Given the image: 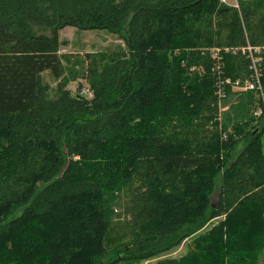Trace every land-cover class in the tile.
I'll return each instance as SVG.
<instances>
[{"label": "trees", "instance_id": "obj_1", "mask_svg": "<svg viewBox=\"0 0 264 264\" xmlns=\"http://www.w3.org/2000/svg\"><path fill=\"white\" fill-rule=\"evenodd\" d=\"M235 2L0 0V264H264V0ZM64 28L124 42L89 99L46 98Z\"/></svg>", "mask_w": 264, "mask_h": 264}, {"label": "rangeland", "instance_id": "obj_2", "mask_svg": "<svg viewBox=\"0 0 264 264\" xmlns=\"http://www.w3.org/2000/svg\"><path fill=\"white\" fill-rule=\"evenodd\" d=\"M235 1L236 0H224L229 6H236ZM58 38L61 44L59 55H62L63 74L58 80L54 79L48 71H44L41 74V81L48 88L46 93L47 100H55L57 98L58 86L59 89L69 90L72 94L79 93L87 99L91 98L89 92L90 83L87 79L88 71L85 54L124 51L125 45L123 40H121L119 35L108 34L105 31H78L74 28H64L59 31ZM237 83L238 89L244 84L243 82L241 84L239 82ZM226 110L227 108H223L221 111ZM242 147L243 144L241 143L236 148V152L240 151ZM261 149L264 153V135L261 138ZM216 223L217 221H213L206 225L207 228L205 230H210ZM187 250L186 242L166 255L170 258H179L183 256ZM166 255L164 254L163 256ZM143 264H152V262Z\"/></svg>", "mask_w": 264, "mask_h": 264}, {"label": "built area", "instance_id": "obj_3", "mask_svg": "<svg viewBox=\"0 0 264 264\" xmlns=\"http://www.w3.org/2000/svg\"><path fill=\"white\" fill-rule=\"evenodd\" d=\"M220 1L225 3L224 0H220ZM234 7H237V6H234ZM256 50L257 49H251L250 47L243 48L240 50L242 55H245V53H247L246 55L250 59L249 69H251L254 73H257V67H256L257 59L253 56V53L257 52ZM212 57L216 60L217 64H219L220 56L218 55L217 49L213 51ZM221 84H223V83L221 82ZM224 84L228 85L229 82L224 81ZM241 88L243 90H246V91H255V90H257V88L259 89L260 86L258 85V82H254L253 80H249V81H245ZM219 93L221 94V91ZM258 113H260V111Z\"/></svg>", "mask_w": 264, "mask_h": 264}, {"label": "water", "instance_id": "obj_4", "mask_svg": "<svg viewBox=\"0 0 264 264\" xmlns=\"http://www.w3.org/2000/svg\"><path fill=\"white\" fill-rule=\"evenodd\" d=\"M79 90H80V88H79Z\"/></svg>", "mask_w": 264, "mask_h": 264}]
</instances>
